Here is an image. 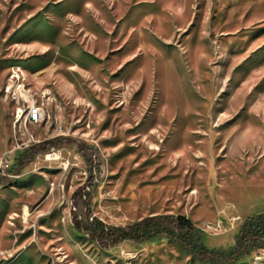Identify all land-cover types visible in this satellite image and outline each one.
<instances>
[{
    "label": "rangeland",
    "instance_id": "rangeland-1",
    "mask_svg": "<svg viewBox=\"0 0 264 264\" xmlns=\"http://www.w3.org/2000/svg\"><path fill=\"white\" fill-rule=\"evenodd\" d=\"M88 193L108 225L182 215L235 246L264 213V0H0V264H199L93 241Z\"/></svg>",
    "mask_w": 264,
    "mask_h": 264
},
{
    "label": "trees",
    "instance_id": "trees-1",
    "mask_svg": "<svg viewBox=\"0 0 264 264\" xmlns=\"http://www.w3.org/2000/svg\"><path fill=\"white\" fill-rule=\"evenodd\" d=\"M57 141L40 142L33 147V157L56 145ZM79 151L87 158L89 179L84 186L94 185L95 169L100 168V163L88 157L87 147L79 146ZM100 171V170H98ZM83 187L75 192V198L83 196ZM91 193L85 201L86 211L90 223L85 230L90 231L93 241L103 245H116L120 242L131 241L142 244L158 237H167L174 240L186 253L194 257L199 264H240L250 254L252 249L264 246V213L247 218L241 225L236 236L235 246L229 251L210 249L201 243L200 233L193 222L182 215L156 214L141 218L127 226H113L95 217L91 211ZM76 220V218H75Z\"/></svg>",
    "mask_w": 264,
    "mask_h": 264
},
{
    "label": "built area",
    "instance_id": "built-area-1",
    "mask_svg": "<svg viewBox=\"0 0 264 264\" xmlns=\"http://www.w3.org/2000/svg\"><path fill=\"white\" fill-rule=\"evenodd\" d=\"M15 75H12V78H15ZM17 88H21L19 86H17ZM12 89V85L9 84L7 87V92H10V90ZM42 108L36 104H31L30 106H28L27 109V113L24 117V122L25 123H29V124H37V119H41L42 118Z\"/></svg>",
    "mask_w": 264,
    "mask_h": 264
},
{
    "label": "bare ground",
    "instance_id": "bare-ground-1",
    "mask_svg": "<svg viewBox=\"0 0 264 264\" xmlns=\"http://www.w3.org/2000/svg\"><path fill=\"white\" fill-rule=\"evenodd\" d=\"M20 87V86H19ZM19 116L20 117H18V118H21L22 117V115H21V111H19ZM41 121V119H37V123H39Z\"/></svg>",
    "mask_w": 264,
    "mask_h": 264
}]
</instances>
